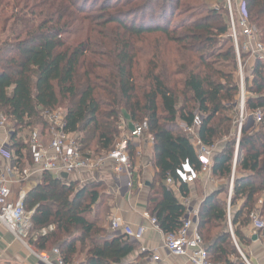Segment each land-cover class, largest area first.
Returning a JSON list of instances; mask_svg holds the SVG:
<instances>
[{
  "label": "trees",
  "instance_id": "1",
  "mask_svg": "<svg viewBox=\"0 0 264 264\" xmlns=\"http://www.w3.org/2000/svg\"><path fill=\"white\" fill-rule=\"evenodd\" d=\"M185 1L17 0V14L0 17V23H13L8 38L0 42V112L15 128L10 142L15 151L12 167L22 174L33 165V152L19 132L40 120V112L55 111L65 101H69L66 131L77 135L80 151L87 157L105 156L113 150L126 134L122 120L129 128L147 122L156 170L147 211L164 234L177 232L185 208L166 181L175 182L187 199L197 180L186 184L180 173L187 169L199 175L202 168L180 124L191 126L200 115L198 136L204 145L213 147L228 138L214 152L211 171L219 180L229 181L240 93L227 8L210 10L202 17L206 8H191ZM242 2L248 23L257 27L264 44V0ZM183 6L197 10L201 18L188 19L180 29L170 30L171 12ZM107 27H112L111 37L100 36L99 31ZM156 34L174 45L168 56L160 50L162 46L152 54L136 48L135 40ZM248 56L241 52V59ZM246 92L250 95L247 111L260 110L263 121L256 132L243 130L240 139L238 175L229 206H241L230 213L227 202L219 199L223 192L218 191L199 207L198 229L214 264H244L229 221L238 245H249L245 231L251 224L250 215L259 211L264 219V64L259 59L246 78ZM231 135L234 138L229 140ZM134 148L130 147L132 159ZM109 186V181L68 185L63 178L43 174L39 183L30 186L24 203L27 211L36 208L29 245L49 254L58 248L67 264L81 256L80 264H127L140 245L122 235L112 236L107 227L113 219V197L106 194ZM51 226L54 231L37 236Z\"/></svg>",
  "mask_w": 264,
  "mask_h": 264
},
{
  "label": "built area",
  "instance_id": "2",
  "mask_svg": "<svg viewBox=\"0 0 264 264\" xmlns=\"http://www.w3.org/2000/svg\"><path fill=\"white\" fill-rule=\"evenodd\" d=\"M226 6L240 76V95L236 103L238 110L237 132L235 134L236 150L233 160L236 163L238 144L243 130L251 133L256 132L263 121V114L260 110L248 112L246 108V78H243L244 65L240 61L241 52L250 55L253 65L255 59L261 60L264 64V44L260 41L257 27L248 23L245 4L242 0H226ZM66 117L67 112L64 113L61 110L45 112L46 132H33L29 140L33 152V165L25 168L23 173L19 174L11 165L13 153L10 142L14 130L10 126L8 118L5 115H0V226L29 250L37 258L38 264L67 263L64 262L58 248H54L49 254L37 251L27 243L33 227L32 217L36 208L32 211L26 210L24 203L27 191L22 187V184L39 183L45 173L51 175L54 179H62V175L66 174L68 177L63 178V180L68 185L78 183L83 186L92 182H108L104 174L108 167H113L112 170L116 180L129 173L130 180L127 183V188L130 195L135 190L145 189L144 181L139 178L135 179L134 175L130 173L132 169L130 147H135V151L139 149V146L137 147L134 142H140L148 133L147 122L133 124L129 133L121 135L113 150L107 155L91 158L81 153L77 135L66 131ZM201 125L202 117L196 115L191 126L182 123L181 129L190 138L202 166L199 175H204L211 172L212 157L216 147H208L200 140L198 132ZM135 154L140 156L141 150H137ZM197 176L198 174L188 172L186 169L183 173H180L181 180L186 184H193ZM18 185H20V189L17 194H14L13 186ZM166 185L172 188L175 193H179V186L171 179L166 181ZM108 188L109 194L116 192L113 186L110 185ZM182 200L185 208L182 227L173 234L166 235L160 231L157 220L151 215L144 214L143 217L146 218L152 228H156L163 234L161 247L169 256L183 258L188 264H214L210 260L207 246L198 229L199 209L195 208L187 199L183 198ZM250 219L255 233L260 232L264 240V219L261 217L260 212H253ZM228 226L235 241L230 221ZM110 229L114 234L122 235L126 239L139 244H142L148 232L147 227H134L121 218L113 219L110 223ZM52 231H54V226L43 229L37 236L45 237ZM254 236H257V233ZM139 253L145 255V257H150L153 262L160 261L159 255L144 246L140 245ZM0 261H3L1 255ZM244 261L245 264H249L246 259Z\"/></svg>",
  "mask_w": 264,
  "mask_h": 264
},
{
  "label": "crops",
  "instance_id": "3",
  "mask_svg": "<svg viewBox=\"0 0 264 264\" xmlns=\"http://www.w3.org/2000/svg\"><path fill=\"white\" fill-rule=\"evenodd\" d=\"M251 63L253 64V61ZM126 120L128 119L126 118ZM224 140V142H226L228 138L225 137ZM136 146H139L141 155L137 156V154H135L134 158L132 159V169L130 173L134 175L135 179L139 178L144 181L145 189L137 191L135 190V192L130 195L127 188V183L130 180L129 173L122 175L120 179L116 180L112 170L113 167H108L104 174V177L109 181L110 185L113 186L116 191L110 195L113 197V209L111 211L113 219L121 218L126 223L134 227L144 226L148 228V232L146 233L142 244L139 245L144 246L148 250L154 252L156 255H159L160 261L153 262L151 258L143 257V255L138 252V254L136 253L132 256V259L135 261V263L140 261L141 263L145 262L146 264H188L183 258L169 256V254L161 247L163 234L159 230H156V228H152L147 222L146 218L143 217L144 214H149L147 211V201L150 185L147 186V184H151L156 177V170L152 166L153 139L151 136L146 134L140 142L136 141ZM215 147L219 149L218 145H215ZM137 150L135 152H137ZM236 164L237 161L233 164L232 174L229 181L219 180L218 178L214 177L212 171L209 174L198 175L196 179L197 183L190 186L191 192L190 196L187 198L188 202H190L195 208L199 209L201 203L208 195L219 191L223 192L219 195V199L227 202L230 213H235L240 208L241 203H238V205L233 209H231L229 205L233 195L234 182L238 175ZM36 184L37 183L35 182L32 184H27L24 188L26 191H28L30 186H34ZM16 189L17 187L13 186V190ZM19 189L20 187L18 190ZM175 194L177 199L182 203L183 197L181 194ZM260 206L261 204L258 205L257 208L259 209ZM256 233L257 240L254 241L252 240V237H255L254 235H256ZM256 233L250 224L248 229L245 231L246 236L251 239L250 244L238 245V242L234 237L235 244L242 258L246 259L249 264H264V240L262 239V234H260V232ZM118 235L119 234H114L112 232V236ZM0 255L4 260L3 264H38L37 258H35L31 252L20 242L16 241L15 238L2 226H0Z\"/></svg>",
  "mask_w": 264,
  "mask_h": 264
},
{
  "label": "rangeland",
  "instance_id": "4",
  "mask_svg": "<svg viewBox=\"0 0 264 264\" xmlns=\"http://www.w3.org/2000/svg\"><path fill=\"white\" fill-rule=\"evenodd\" d=\"M184 3L185 4L186 3L191 4V8H193L195 6L206 8L207 9L206 14L203 15L202 17L206 16L207 13L210 12V10H218V11L221 12L224 7H227L226 6V0L225 1L224 0H196V1L195 0H187ZM184 3H182V4H184ZM17 5H18L17 0H0V17H2V16L10 17V16H14L15 14H17V11L20 9V8L15 9V7ZM4 8H5V11H3ZM29 10H30V8L27 9V11H29ZM32 11L38 12L39 9L38 8H32ZM28 18L31 19L32 15H30ZM199 18H201V16L197 15V10L196 11H192V9L188 10L187 8H185V6H183L179 10H177L174 14H173V12H171V15H170V18H169V21H168L169 22V27L171 28L170 30L180 29L179 27L182 25L183 21H186V22L190 21V20L195 21V20H197ZM188 19H190V20H188ZM12 24H13L12 21L10 23H8L7 20H4V22L0 23V42H4V40H6V38H8L9 31H10L9 28H11ZM96 25L97 24L94 23V27ZM4 26L7 27V29H8V32H6V33H4ZM111 29H112V27L111 28L107 27V28H105V30L102 29L101 31H99V32H102L100 36L111 37V34H110ZM225 38H226L225 36L224 37H220L218 40H219V42L220 41L223 42L225 40ZM166 41L167 40L163 37L162 34H156V35H149L148 37H145V38L140 39V40H135V45H136V48L139 51H143V54L144 53L152 54L153 52L156 51L157 46H162L160 50L163 53H165V56H168V54L170 53L171 47H173L174 45L171 44V43L169 44ZM148 58L149 57H146L144 60H148ZM240 61L244 65V67H243V75H244L243 78L245 79V78L251 77V71H252V68H253V66H252L253 64L251 63L252 62L251 57L250 56L245 57L244 59H240ZM219 64H223V62H220ZM221 68L223 70H226V71L230 70L228 68L227 69H225L223 67H221ZM235 78H236V81H238L240 83L239 73L238 74L235 73ZM239 95H240V93H239ZM249 96L250 95L246 92V97L248 98ZM68 108H69V101H65V103L61 104L59 106V108L57 110H55V111H60L61 110L62 112L65 113V112H67ZM0 114L3 115V112H0ZM236 114H237V112L235 113V116H234L235 118L237 117ZM44 119H45V111L40 112V120L33 121L30 124L29 127L22 129V131H21L22 133L19 132L20 139H22L23 142L28 144V147L30 145L29 144V140H30V137L33 134V132H40V131H42V132L45 131L46 132L47 126L45 124V120ZM126 125H127L126 122L124 120H122V122H121V128L123 129L122 133L128 134L129 131H130V128L126 127ZM10 126L12 127L13 130L15 129L12 124ZM236 128H237V126H236ZM45 132H44V135H45ZM233 138H234V136L231 135L229 140H232ZM222 140L223 141H219V142L216 143V145H218V148L223 146L222 144H224L225 140L224 139H222ZM12 153H13V156H14L15 155V151L12 150ZM19 186L20 185L16 186L17 189L13 190L14 194L18 193L17 190H18ZM106 194L109 195L108 192ZM111 205H112V203H111ZM107 227L108 228L110 227L109 223L107 224ZM110 232H112L111 229H110ZM27 243L29 244L28 240H27ZM83 260H84V256H81L79 258V260L77 262H75V263L76 264H80V263L83 262ZM136 260H137V258H136ZM243 261H244V259H243ZM3 262H4V260L0 261V263H2V264H3ZM143 263H145V262H143ZM143 263H141L140 261H137V263H135V261L132 259V257L127 260V264H143ZM244 264H245V261H244Z\"/></svg>",
  "mask_w": 264,
  "mask_h": 264
},
{
  "label": "water",
  "instance_id": "5",
  "mask_svg": "<svg viewBox=\"0 0 264 264\" xmlns=\"http://www.w3.org/2000/svg\"><path fill=\"white\" fill-rule=\"evenodd\" d=\"M68 176L66 174H63L62 175V178L66 179ZM150 184H147V186H149ZM253 240L256 241L257 240V237H253Z\"/></svg>",
  "mask_w": 264,
  "mask_h": 264
}]
</instances>
